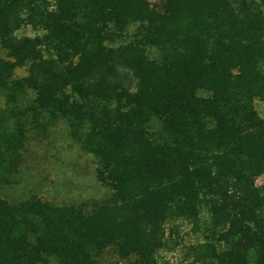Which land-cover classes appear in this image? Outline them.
I'll return each mask as SVG.
<instances>
[{
	"label": "trees",
	"instance_id": "obj_1",
	"mask_svg": "<svg viewBox=\"0 0 264 264\" xmlns=\"http://www.w3.org/2000/svg\"><path fill=\"white\" fill-rule=\"evenodd\" d=\"M0 52V264H157L201 210V264H264V0H0ZM58 123L110 195L6 199Z\"/></svg>",
	"mask_w": 264,
	"mask_h": 264
},
{
	"label": "rangeland",
	"instance_id": "obj_2",
	"mask_svg": "<svg viewBox=\"0 0 264 264\" xmlns=\"http://www.w3.org/2000/svg\"><path fill=\"white\" fill-rule=\"evenodd\" d=\"M148 1L151 4H158L160 0ZM130 32L131 29L128 30V33ZM15 35L29 36L31 30L21 28ZM129 41L130 38L125 36L115 45H123ZM25 76L26 68L14 70V77ZM253 107L258 117L264 119V103L255 100ZM46 139L41 143L32 144L19 182L6 187L2 192L6 199L21 200L35 195L57 206H70L90 204L110 195V191L95 179L96 166L93 156L81 150L68 138L63 123L52 127ZM255 184L263 186L264 176L258 177ZM205 220V211L201 210L198 220L178 219L166 225L164 234L166 245L156 254L157 264H201L200 258L204 254L208 255V251L205 252L201 248L205 244L203 240Z\"/></svg>",
	"mask_w": 264,
	"mask_h": 264
}]
</instances>
